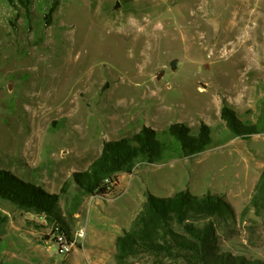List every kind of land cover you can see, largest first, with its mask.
Listing matches in <instances>:
<instances>
[{
    "label": "rangeland",
    "instance_id": "rangeland-1",
    "mask_svg": "<svg viewBox=\"0 0 264 264\" xmlns=\"http://www.w3.org/2000/svg\"><path fill=\"white\" fill-rule=\"evenodd\" d=\"M119 1L0 0V168L60 193L105 141L145 125L204 121L212 142L193 157L138 161L119 175V199L70 181L60 205L73 236L82 226L87 235L68 254L53 225L0 198V264H118L116 238L146 191L182 189L223 194L237 222L220 231L222 250L264 260V215L250 205L264 169V0ZM225 99L260 132L234 136ZM130 262L185 264L148 253Z\"/></svg>",
    "mask_w": 264,
    "mask_h": 264
},
{
    "label": "trees",
    "instance_id": "trees-1",
    "mask_svg": "<svg viewBox=\"0 0 264 264\" xmlns=\"http://www.w3.org/2000/svg\"><path fill=\"white\" fill-rule=\"evenodd\" d=\"M220 114L236 137L248 139L260 132L258 123L244 121L226 99ZM212 137V128L204 121L196 130L185 122L171 123L163 130L145 125L132 135L105 141L101 153L86 169L74 171L60 193L51 192L10 169L0 168V198L44 217L48 224L61 227L72 240L71 225L60 205L70 181L76 184L80 194L106 199L118 193L119 175L133 173L138 161L154 164L176 151L184 157H193L207 150ZM145 197L143 208L131 226L116 238L118 264H131L130 259L145 253L185 264H264L263 259L233 255L219 245L220 231L231 232L237 222L235 208L223 194L210 191L194 194L182 189L160 196L147 190ZM250 205L264 215V169Z\"/></svg>",
    "mask_w": 264,
    "mask_h": 264
},
{
    "label": "built area",
    "instance_id": "built-area-1",
    "mask_svg": "<svg viewBox=\"0 0 264 264\" xmlns=\"http://www.w3.org/2000/svg\"><path fill=\"white\" fill-rule=\"evenodd\" d=\"M112 197L115 199H119L121 197V195L119 194V191H118V193ZM103 199H105V198H103ZM106 199H108V198H106ZM41 218L47 224L44 217H41ZM53 227L57 231L53 234L54 240L59 247V252L63 253V254L70 253L73 250V248H75L76 245L79 243L78 240L84 239L87 235V228L85 226H82L77 230L76 234L74 236H72L73 239L69 240V237H67L66 234L63 231H61V227H57L54 225H53Z\"/></svg>",
    "mask_w": 264,
    "mask_h": 264
},
{
    "label": "crops",
    "instance_id": "crops-1",
    "mask_svg": "<svg viewBox=\"0 0 264 264\" xmlns=\"http://www.w3.org/2000/svg\"><path fill=\"white\" fill-rule=\"evenodd\" d=\"M246 12V10L244 11V13ZM250 12H252V11H250ZM6 169H8V168H6ZM12 171L14 172V173H16L17 175H19L20 177H22V178H24V179H28V180H31L30 178H28L24 173H21L18 169H12ZM32 181V180H31ZM38 184V183H37Z\"/></svg>",
    "mask_w": 264,
    "mask_h": 264
},
{
    "label": "water",
    "instance_id": "water-1",
    "mask_svg": "<svg viewBox=\"0 0 264 264\" xmlns=\"http://www.w3.org/2000/svg\"><path fill=\"white\" fill-rule=\"evenodd\" d=\"M120 5H121V2H120L119 0H117L115 8L120 7ZM201 85H202L204 88H206V84H205V83L201 82ZM12 88H13V84L11 83V84L9 85V90H12Z\"/></svg>",
    "mask_w": 264,
    "mask_h": 264
},
{
    "label": "bare ground",
    "instance_id": "bare-ground-1",
    "mask_svg": "<svg viewBox=\"0 0 264 264\" xmlns=\"http://www.w3.org/2000/svg\"><path fill=\"white\" fill-rule=\"evenodd\" d=\"M239 42H240V43H242L243 41H242V40H240Z\"/></svg>",
    "mask_w": 264,
    "mask_h": 264
}]
</instances>
